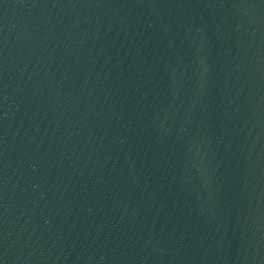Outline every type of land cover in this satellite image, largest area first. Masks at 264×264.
I'll return each instance as SVG.
<instances>
[{"label": "water", "instance_id": "1", "mask_svg": "<svg viewBox=\"0 0 264 264\" xmlns=\"http://www.w3.org/2000/svg\"><path fill=\"white\" fill-rule=\"evenodd\" d=\"M2 264H264V0H0Z\"/></svg>", "mask_w": 264, "mask_h": 264}, {"label": "snow or ice", "instance_id": "2", "mask_svg": "<svg viewBox=\"0 0 264 264\" xmlns=\"http://www.w3.org/2000/svg\"><path fill=\"white\" fill-rule=\"evenodd\" d=\"M0 264H2V261H0Z\"/></svg>", "mask_w": 264, "mask_h": 264}]
</instances>
